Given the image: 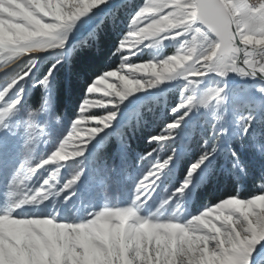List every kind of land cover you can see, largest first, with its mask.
Returning a JSON list of instances; mask_svg holds the SVG:
<instances>
[{"label":"snow or ice","instance_id":"6c2138e0","mask_svg":"<svg viewBox=\"0 0 264 264\" xmlns=\"http://www.w3.org/2000/svg\"><path fill=\"white\" fill-rule=\"evenodd\" d=\"M105 3L106 0H0V30L3 32L0 65L34 54L29 49L40 48L47 39L42 32L44 26L59 22L67 14L70 19L64 27L70 30L79 18ZM156 8L159 10L151 14L150 10ZM162 17L170 25L190 21L191 29L185 32L187 23L172 26L170 31H161L156 39L187 41L197 34L198 39L204 40V47L193 57L198 64L192 71L197 74L188 77L198 83L189 85L188 80H184L187 85L184 93L191 94L182 96L181 102L171 110L177 118L161 135L149 137L150 142L170 139L197 103L207 107L212 101L223 102V89H208L196 97L200 79L206 74L224 77L232 72L241 77L259 75L264 78V0H256L254 4L251 0H144L131 16L128 30L117 47V52L126 53L123 62L115 70L103 73L87 88L88 94L100 95H86L77 117L54 151L39 160L29 161L31 142L25 139V133L33 128L42 133L45 130L36 122L21 127V120L14 125L23 129L22 159L7 183L5 199L0 204V264H264V191L248 198L223 199L184 222H178L176 217L161 216L160 209L180 200L196 182L210 152L192 165L183 183L169 191L148 217L138 213L142 208L151 209L153 193L173 159L171 155L142 167L128 206H106L71 220L61 219L56 209L46 214L27 211L61 193L68 199L81 173L76 172L59 190H54L64 164L61 162L82 157L87 145L103 129L109 128L117 116L115 110L106 115L90 110L109 105L115 109L132 94L152 88L136 87V82L144 79L140 73L148 69V63L155 66L175 56L176 51L158 60L133 62L131 59L146 42L152 44L151 31ZM59 34V29L53 32L54 36ZM65 36L59 46L50 48L63 47ZM139 37L145 38L130 46ZM212 47L217 51L209 56ZM34 65V60L29 61L27 67L0 86V129H8L11 118L19 115L23 101L21 86L34 74ZM49 75L37 83L47 88ZM259 91L264 94V88ZM48 106L45 97L37 113L46 112ZM251 120V116L239 118L241 134L248 133ZM159 147L145 153L141 164L159 151ZM61 152L73 155L54 161L53 157ZM2 153L0 138V155ZM48 165L53 167H45Z\"/></svg>","mask_w":264,"mask_h":264},{"label":"rangeland","instance_id":"374dc122","mask_svg":"<svg viewBox=\"0 0 264 264\" xmlns=\"http://www.w3.org/2000/svg\"><path fill=\"white\" fill-rule=\"evenodd\" d=\"M108 1L111 0H106V2ZM123 2L128 3V8L130 6L133 8L132 16L144 0H124ZM121 3L122 2L115 3L105 12L108 13L112 11ZM93 10L79 18L70 30L64 27L70 19L67 14H65L59 22L51 26H44L42 32L47 39L42 41V46L40 48L29 49L34 52V54L22 61L14 74L3 80L0 86L4 85L6 81L27 67L29 61L34 60L36 65L39 61V57L36 53H45L44 55L50 54V56H53L56 52L65 50L63 48L67 47L72 40H80V36L83 33L82 31H85L86 28L94 24L99 17L98 16L95 21H93ZM158 10L159 8H156L150 10V12L151 14H155ZM100 19L97 22H99ZM184 23H187V28H185V32H187L191 29L190 21H176L173 25H170L169 22L162 17L160 24L151 31L152 44L150 41L146 42V46H141L136 55L131 57L133 62H146L149 60L163 59L168 55L174 54L176 51L175 56H169L160 61L157 65L140 73L144 76V79L143 81H137L136 87L152 88H145L132 94L124 101L119 102L115 109H112L111 105H109L106 108H93L90 110L99 115H106L108 111L115 110L117 116L111 122L109 128L103 129L102 132L87 145L86 151L82 157L74 158L67 162H61L64 164L59 170L54 190H59V187H62L63 183L70 179L76 172L81 173L76 184L73 185L72 189L69 191L68 199H64V193H61L60 196L50 197L49 201L39 206L30 207L27 209L28 212L32 214H46L56 209L61 213V219L71 220L78 219L87 212L97 211L106 206H128L132 200L133 189L136 180L139 178L142 167H147V165L155 160L163 159L168 155H171L173 159L164 170L162 182L153 193L155 199L152 202L151 209L142 208L138 213L141 217H148L151 212H155L160 206L161 201L166 198L168 192L174 190L176 185H173V172L178 163L184 159L190 161L185 176L179 181V183H183L192 165L197 163L202 155L209 152L211 155L205 162V165L202 166L203 170L200 172V176L197 178L196 182L190 185L189 189L180 200L171 203L170 206L165 205L160 209L162 218L176 217L178 222H184L203 211L206 207L214 206L216 203L223 200L212 205H203L195 211L189 209L193 190L197 186H202L205 182L208 175L212 172L213 163H217L216 170L211 174L214 176L213 178H215V174L226 173L233 179L235 192L231 197L238 196L239 198H248L264 191V94L259 91V89L264 88V86L255 79L246 76L241 77L232 72L227 73L224 77L216 73H209L200 79L198 90L195 94L197 98L208 89H223L222 95L225 99L219 104H217L216 101H212L207 107L197 103L189 110V114L183 119L175 130V134L170 139L163 142H155V148H157L158 145L160 146L159 151L153 152L147 160L143 161V164H141V158L136 157V166L134 168L136 170V178L134 182L130 184L128 190L123 193H117L116 191L112 192L108 189V184H106L104 179L101 178V176H97L99 174L96 172L93 165L95 147L102 141L108 132H113L125 124L130 118V115L133 114L132 112H134V114L136 113L142 101L151 99L155 104L159 100L162 103L165 99L164 92L168 89L171 95H175L176 97V104L171 108L172 110L181 102L183 95L191 94L184 93V89L187 86L184 80H188L189 76L197 74V72L192 71L198 64V61L194 60L193 57L196 56L199 49L204 47V40L198 39L197 34H194L192 38L189 37L190 40L187 41H181L179 38L175 40L171 38L165 39L163 37L156 39L161 31H170L172 26L181 27ZM128 25L125 33L128 30ZM94 26L90 27V29ZM57 29L60 30V34L59 36H54L53 32ZM0 35H3L2 30H0ZM64 36L65 45L63 47L50 48L59 46ZM144 38L145 37H139L135 39L130 46H135L136 43H140ZM214 50L215 47H212L209 56L214 55ZM117 54L119 56V63L114 69L109 70H115L123 62V56L126 53L118 52ZM186 66L190 67L191 70L184 71L183 69ZM238 78H240L239 82L237 81ZM27 79L28 78H26V80ZM195 83L198 82L188 80L189 85ZM91 84L89 86H91ZM26 85L27 83H24L21 86L23 96ZM36 86L37 85L32 86V90L37 88ZM46 92V88H43L42 93L46 95ZM86 95L96 96L100 94H88L86 89L83 100ZM158 106L159 105H157V107ZM162 106L163 105L158 108V115L162 113ZM171 110L169 115L171 121L168 124L172 123L177 118L175 113ZM29 113H31V115H29ZM77 114L78 110L75 118ZM217 116L221 117V119L217 120ZM247 116L252 117L251 127L247 134H241L242 125L239 122V118ZM41 118H47L45 126L40 124ZM21 120V127L34 125L36 122L45 130V133H42L33 128L31 132L25 133V139L31 142V148L27 154V159L29 161L32 159L39 160L41 157H46L51 151H54L55 147L58 146L59 139L67 134V130L71 127L72 123H70L65 131L64 128L66 126L64 122L61 123L55 119L51 122L47 111L37 113V111H32L28 106L21 105L19 115L11 118L8 129H0V138H2L3 142V153L0 155V204L4 202L7 183L22 159L23 129L14 127L17 121ZM89 123L91 124L92 122ZM168 124L153 137L161 135ZM54 126L57 127L56 131L52 130ZM63 131H65V133H61ZM44 135L46 136L45 138ZM45 167L52 168L53 166L48 165ZM177 203L179 207H177Z\"/></svg>","mask_w":264,"mask_h":264},{"label":"trees","instance_id":"16d2710c","mask_svg":"<svg viewBox=\"0 0 264 264\" xmlns=\"http://www.w3.org/2000/svg\"><path fill=\"white\" fill-rule=\"evenodd\" d=\"M128 6L127 2H122L104 15L80 40L71 43L67 49L38 61L33 70L34 74L26 80L22 105L37 111L47 97V112L51 122L54 119L64 122L66 131L75 118L88 86L119 63L117 47L133 12V8ZM45 75H49L46 95L42 93L44 87L37 83ZM34 85L37 88L32 90ZM164 95L162 103L159 100L155 104L151 99L142 101L136 113L132 112L134 115L131 113L125 124L113 132H108L95 147L94 168L98 176L108 184L110 191L123 193L129 189L136 178V157L142 158L145 153L155 149L156 145L149 141V137L156 135L171 121L170 110L176 104V97L168 89ZM160 104L163 105V110L158 115ZM46 121L47 118H41L40 124L45 126ZM56 128L54 126L52 130L56 131ZM189 165L188 159L177 164L173 172V185H177L185 176ZM216 166L217 163H213L212 172L205 182L193 190L189 204L191 211L234 195L235 186L229 174H215V178L211 175Z\"/></svg>","mask_w":264,"mask_h":264},{"label":"bare ground","instance_id":"6f19581e","mask_svg":"<svg viewBox=\"0 0 264 264\" xmlns=\"http://www.w3.org/2000/svg\"><path fill=\"white\" fill-rule=\"evenodd\" d=\"M117 1H118V0H111V1H108V2H106L105 4H102V5L98 6L97 8H95V9L93 10V13H92L93 21H95V19H96L98 16L102 15L106 10H108L109 8H111V6L114 5ZM86 29H87V28H86ZM82 32H84V30H83ZM82 32H81V33H82ZM44 54H45V53H36V55H37L38 57H40V58L43 57V56H45ZM31 55H32V54H31ZM27 57H28V56H26V57H22L21 60L16 61L15 63H10L9 66H8V68L5 69V71L0 72V81H1V80H2V81L5 80V77H6L9 73H11V72L13 71V69H14L16 66H18V65L22 62V60H24V59L27 58Z\"/></svg>","mask_w":264,"mask_h":264},{"label":"water","instance_id":"95a60500","mask_svg":"<svg viewBox=\"0 0 264 264\" xmlns=\"http://www.w3.org/2000/svg\"><path fill=\"white\" fill-rule=\"evenodd\" d=\"M124 0H118L116 3H120V2H123ZM106 13L107 12H104L101 16H99L97 19H96V21H95V23L94 24H92L91 26H89L82 34H81V38L90 30V27H92V26H94L96 23H97V21L103 16V15H106ZM75 40H72L71 42H70V44L71 43H73ZM69 44V45H70ZM68 45V46H69ZM67 46V47H68ZM67 47H65V48H63V49H67ZM57 51V50H56ZM55 51V52H56ZM217 51V49L215 48V50H214V54H215V52ZM53 53V52H52ZM51 53V54H52ZM50 56V54H46L45 56H43V57H39V60H42L43 58H46V57H49ZM27 58H25L24 60H26ZM24 60H22V61H24ZM20 65H18V66H16L14 69H13V71L11 72V73H9L6 77H5V79H7L8 77H10L12 74H14V72L16 71V69L19 67ZM237 74V73H236ZM239 75V74H238ZM246 77H248V78H252V79H255V80H257V81H259L263 86H264V78H261L259 75H257V76H246ZM2 81V80H1ZM0 81V82H1Z\"/></svg>","mask_w":264,"mask_h":264},{"label":"clouds","instance_id":"9594fccd","mask_svg":"<svg viewBox=\"0 0 264 264\" xmlns=\"http://www.w3.org/2000/svg\"><path fill=\"white\" fill-rule=\"evenodd\" d=\"M8 66H9V64H2V65H0V72L5 71V69H7ZM152 66L153 65H151L150 63L147 64V68H151ZM183 70L184 71H189V70H191V68L188 67V66H186ZM71 155H73V153L61 152V153H59V155L53 157V160L54 161H58L61 157H63L64 159H68ZM37 166H39V165H37ZM50 177H51V174H50ZM21 199H23V197H21Z\"/></svg>","mask_w":264,"mask_h":264},{"label":"built area","instance_id":"2783aa9c","mask_svg":"<svg viewBox=\"0 0 264 264\" xmlns=\"http://www.w3.org/2000/svg\"><path fill=\"white\" fill-rule=\"evenodd\" d=\"M251 3H256V0H251ZM257 59H260V57L259 56H257Z\"/></svg>","mask_w":264,"mask_h":264},{"label":"crops","instance_id":"0c3cea01","mask_svg":"<svg viewBox=\"0 0 264 264\" xmlns=\"http://www.w3.org/2000/svg\"><path fill=\"white\" fill-rule=\"evenodd\" d=\"M238 82L240 81V78H238V80H237Z\"/></svg>","mask_w":264,"mask_h":264}]
</instances>
